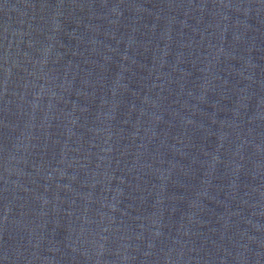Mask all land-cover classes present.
<instances>
[{"label": "water", "instance_id": "obj_1", "mask_svg": "<svg viewBox=\"0 0 264 264\" xmlns=\"http://www.w3.org/2000/svg\"><path fill=\"white\" fill-rule=\"evenodd\" d=\"M0 264H264V0H0Z\"/></svg>", "mask_w": 264, "mask_h": 264}]
</instances>
